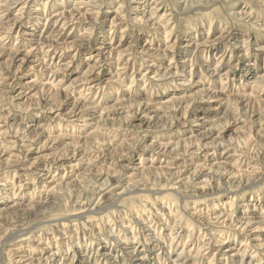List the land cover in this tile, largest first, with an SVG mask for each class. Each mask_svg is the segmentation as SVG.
Wrapping results in <instances>:
<instances>
[{
	"label": "rangeland",
	"instance_id": "1",
	"mask_svg": "<svg viewBox=\"0 0 264 264\" xmlns=\"http://www.w3.org/2000/svg\"><path fill=\"white\" fill-rule=\"evenodd\" d=\"M0 264H264V0H0Z\"/></svg>",
	"mask_w": 264,
	"mask_h": 264
},
{
	"label": "bare ground",
	"instance_id": "2",
	"mask_svg": "<svg viewBox=\"0 0 264 264\" xmlns=\"http://www.w3.org/2000/svg\"><path fill=\"white\" fill-rule=\"evenodd\" d=\"M84 256V255H83ZM83 256H81V257H83Z\"/></svg>",
	"mask_w": 264,
	"mask_h": 264
}]
</instances>
